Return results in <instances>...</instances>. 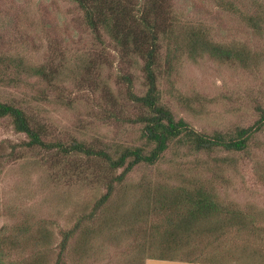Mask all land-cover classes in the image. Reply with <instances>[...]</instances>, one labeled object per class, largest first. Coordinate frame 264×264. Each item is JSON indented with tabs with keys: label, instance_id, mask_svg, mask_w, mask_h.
<instances>
[{
	"label": "trees",
	"instance_id": "16d2710c",
	"mask_svg": "<svg viewBox=\"0 0 264 264\" xmlns=\"http://www.w3.org/2000/svg\"><path fill=\"white\" fill-rule=\"evenodd\" d=\"M73 1L98 49L74 50L62 60L53 51L40 62L0 53V82L27 84L34 77L45 83L37 90L40 100L66 108H88L95 103V115L109 123L111 131L100 129L99 134L89 135V140L51 138L49 125L12 99H0V117L9 116L14 130L26 135V139L10 142L8 155L18 147L40 148L45 163L54 166L70 159L75 169L80 168L76 157L93 158L99 161V172L86 166L73 170L74 175L68 178L71 183H81L83 178L102 181L104 190L89 211L56 235L43 220L36 228L15 225L14 232L0 225V264H95L102 253L104 259L113 254L117 264H144L148 258L264 264V245L244 238L251 232L262 240L264 213L239 204L227 192L238 168L234 154L258 158L261 146L252 139L258 133L264 135V105L255 104L257 116L250 124L210 131L197 129L175 110L178 106L197 115L218 98L183 88L177 68L184 59L197 63L211 59L247 71L264 63V46L254 48L242 41L218 39L209 24L180 13L170 0ZM232 6L253 34L264 39L260 1L255 0L251 10ZM110 49L117 52L119 64L111 61ZM106 66L117 70L115 77L111 71L104 73ZM138 71L143 76L142 90ZM66 82L86 90V97L69 89ZM0 144L2 149V140ZM251 145L257 148L253 153ZM169 152L173 158L163 160ZM202 153L205 157L201 158ZM101 163L117 171L115 175L105 178L99 174ZM160 163L165 166L160 168ZM254 166L261 171L264 168L261 161ZM137 170L138 180L125 184L127 175ZM258 175L264 181V172ZM120 187L121 194L114 195ZM110 205L116 210L109 209L103 218L101 211ZM119 225L134 237L126 254L121 238H107V231Z\"/></svg>",
	"mask_w": 264,
	"mask_h": 264
},
{
	"label": "rangeland",
	"instance_id": "374dc122",
	"mask_svg": "<svg viewBox=\"0 0 264 264\" xmlns=\"http://www.w3.org/2000/svg\"><path fill=\"white\" fill-rule=\"evenodd\" d=\"M170 1L180 13L183 12L193 19L209 24L212 34L218 39H234L254 48L264 46V39L253 34L232 6L234 4L238 9L251 10L255 0ZM257 1L264 6V0ZM97 49L98 45L93 43L90 30L83 22L82 12L73 0H0V53L21 55L29 62H40L46 60L53 51L62 60L66 53L70 54L74 50ZM108 52L111 61L119 64L117 52L113 49ZM54 60L56 61L55 57ZM232 68L211 59L198 63L184 59L177 68L183 88L218 98L207 106L204 113L193 115L178 106L175 108L176 112L199 130L210 131L214 128L224 129L233 124L252 123L257 116L255 104L259 102L264 105V63L258 68L247 71ZM108 71H111L115 77L114 71L117 70L106 66L104 73L108 75ZM138 76L141 82L139 87L142 90L143 76L140 71ZM27 82L29 83L19 85H5L0 82V99L16 100L22 106L30 108L33 114L38 115L41 121L49 125L51 138L57 135L67 140L74 138L89 140V135L99 134L100 129L110 130L109 123L99 120L95 115V103L88 108L83 106L66 108L56 105L50 100H40L38 97L37 90L45 85L43 81L32 77ZM65 84L72 91H77L82 97H86V90L78 89L69 82ZM114 88L119 91L117 84ZM120 88L122 89V86ZM255 138L258 140L255 144L261 146L257 160H251L253 156H241L240 152L234 154L238 158V168L233 174L230 172L234 184L227 189V192L229 197L237 200L239 204L253 206L264 213V181L258 175L259 172H264V168L261 171L254 166L257 161H261L264 165V135L258 133L252 141ZM23 139H26V135L14 130L11 118L1 116L0 141L2 140L3 147L0 153L3 157L0 159V225L3 224L7 231L14 232L17 228L15 225L23 228L25 224H30L36 228L37 225L43 224V220L56 235L60 228L73 224L82 212L89 211L104 190L102 181L93 183L83 178V183L82 181L71 183L72 179L68 178L71 174L74 175L73 170L84 169L86 166L99 172V161L84 156L76 157L75 161L80 168L75 169L74 164L70 165V159H63L54 166L45 163L41 159L44 153L40 148L18 147L8 155L10 142ZM251 146L253 153L257 148L256 145ZM200 157L205 156L202 153ZM168 158H173L170 152L163 157V160L166 161ZM175 161H179L177 157ZM160 164H162L160 168L165 166V163ZM64 170L67 173L63 175ZM116 172L106 169L101 163L99 174H105V178L114 176ZM138 175V170L130 172L124 180L125 184L138 180ZM121 190V187L115 189L114 195H120ZM118 207V211L122 212L123 205L119 203ZM109 209L116 210V206L110 205L100 210L103 218L109 214ZM97 217L99 219V213ZM107 232H109L107 238L115 240L121 238L126 254L127 246L134 242V237L125 234L127 230L123 225L113 227ZM256 237L257 233L249 232L244 238L255 242L257 246L264 245V237L261 238L262 240ZM97 239L96 245L99 246L101 242L99 236ZM15 255L18 256L16 253ZM110 255L112 256L104 259L102 253L101 260L96 261L95 264H117L114 255ZM144 264L206 263L148 258Z\"/></svg>",
	"mask_w": 264,
	"mask_h": 264
}]
</instances>
